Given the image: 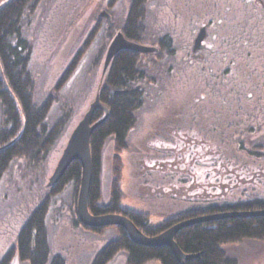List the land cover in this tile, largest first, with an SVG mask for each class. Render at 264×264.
I'll list each match as a JSON object with an SVG mask.
<instances>
[{
	"label": "rangeland",
	"instance_id": "374dc122",
	"mask_svg": "<svg viewBox=\"0 0 264 264\" xmlns=\"http://www.w3.org/2000/svg\"><path fill=\"white\" fill-rule=\"evenodd\" d=\"M130 1L41 0L26 10L22 29L31 45L35 102L40 105L54 94L46 125L66 115L68 121L40 161L17 159L1 179L0 259L16 245L21 226L47 196L50 248L67 264H91L118 236L116 225L99 232L76 223L72 183L54 195L48 194L47 184L70 133L101 92L109 69L104 72L106 52L122 31ZM145 13L138 43L156 51H138L141 70L149 76L136 82L143 103L120 153L122 204L158 224L191 208L263 199L264 0H148ZM243 24L260 41L254 52L237 45L246 30ZM202 27L204 46L194 51ZM167 35L173 50L161 58L155 54ZM3 122L0 104V128ZM115 152L110 138L103 152L102 202L109 199ZM222 248L233 264H264V239H242ZM12 262L29 264L17 255ZM108 264H128L126 252H118Z\"/></svg>",
	"mask_w": 264,
	"mask_h": 264
},
{
	"label": "trees",
	"instance_id": "16d2710c",
	"mask_svg": "<svg viewBox=\"0 0 264 264\" xmlns=\"http://www.w3.org/2000/svg\"><path fill=\"white\" fill-rule=\"evenodd\" d=\"M41 0H0V104L2 107L3 126L0 128V182L4 173L12 163L20 158L38 162L47 154L60 139L68 121L62 117L55 125L48 127L46 119L55 101L50 94L37 105L34 96V81L30 74L31 45L23 35L22 21L26 10L35 7ZM148 0H131L129 11L123 26L124 35L133 41L140 42L145 26V7ZM261 13V12H260ZM257 15H251L250 19ZM249 16H247L248 19ZM263 17V16H262ZM249 19V21H250ZM243 39L234 42L254 52L260 41L254 40L250 29L242 25ZM233 42V37H232ZM170 36L160 39L159 52L155 55L172 53ZM204 46V43H203ZM196 54V53H195ZM141 53L135 50H121L112 60L106 79L100 92L102 103L108 108L109 115L104 123L98 126L90 141L92 153V181L89 192V210L100 215L121 213L128 216L146 235L155 236L170 226L190 218L230 211L264 210V198L252 199L241 203H215L205 207L191 208L174 218L153 224L150 217L122 204V168L120 153L127 148L128 135L136 122V111L143 103V93L136 82L147 78L141 70ZM76 63L66 70L58 88H62L75 69ZM255 72V68H249ZM56 89V88H55ZM58 90V91H59ZM105 116L103 109H98L93 117L96 122ZM112 138L114 164L109 199L102 202L103 152L108 140ZM264 155V146L259 147ZM82 177V164L74 160L63 177L54 186L49 187L48 194L61 193L72 183L74 186L75 212ZM50 204V196L44 198L24 224L21 226L14 247L0 259V264H12L17 255L20 260L29 264H67L61 254H52L46 218ZM76 223L93 231L101 232L103 227L84 225L76 213ZM115 227V226H112ZM118 236L107 242L95 255L91 264H108L116 254L125 251L128 264H147L159 261L161 264H233L226 251L225 243L242 239H264V215L238 216L222 218L214 221H203L190 224L180 229L175 240L186 254L197 255L181 263L168 246H145L134 242L128 232L121 226Z\"/></svg>",
	"mask_w": 264,
	"mask_h": 264
},
{
	"label": "water",
	"instance_id": "95a60500",
	"mask_svg": "<svg viewBox=\"0 0 264 264\" xmlns=\"http://www.w3.org/2000/svg\"><path fill=\"white\" fill-rule=\"evenodd\" d=\"M101 15L109 17L110 15L103 11ZM206 37V29L202 27L199 34L196 37L194 51H197L203 46V40ZM124 49H132L139 52H153L156 51L155 47H149L142 45L138 42L128 39L122 31L118 32L111 41L105 57L104 72L109 68L113 58ZM98 109L105 111V116L100 120L93 122V117ZM109 115L108 108L102 103L99 92L95 96L93 102H91L89 108L83 114L81 120L74 127L66 146L57 162V165L49 179L48 187L54 186L60 181L65 174L69 165L74 160H79L82 164V177L78 193L77 212L78 217L84 225L92 227H103L108 225H118L127 230L130 238L141 245L145 246H168L171 247L176 258L184 263L185 260L191 259L197 255L186 254L180 248L175 240L177 232L185 226L203 221H214L228 217L238 216H257L264 215V210L255 211H230L214 213L209 215H202L199 217L190 218L181 221L172 227L168 228L164 232L155 235L148 236L126 215L121 213H106L96 215L89 210V192L92 181V153H91V136L94 130L105 122Z\"/></svg>",
	"mask_w": 264,
	"mask_h": 264
}]
</instances>
